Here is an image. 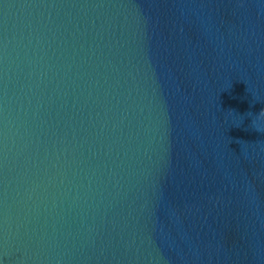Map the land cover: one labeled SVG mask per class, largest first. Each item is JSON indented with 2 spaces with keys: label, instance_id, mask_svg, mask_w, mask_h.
<instances>
[{
  "label": "water",
  "instance_id": "1",
  "mask_svg": "<svg viewBox=\"0 0 264 264\" xmlns=\"http://www.w3.org/2000/svg\"><path fill=\"white\" fill-rule=\"evenodd\" d=\"M0 264H264V0H0Z\"/></svg>",
  "mask_w": 264,
  "mask_h": 264
}]
</instances>
